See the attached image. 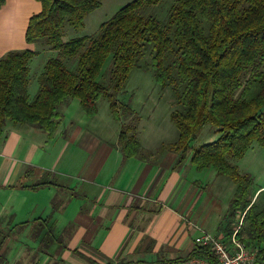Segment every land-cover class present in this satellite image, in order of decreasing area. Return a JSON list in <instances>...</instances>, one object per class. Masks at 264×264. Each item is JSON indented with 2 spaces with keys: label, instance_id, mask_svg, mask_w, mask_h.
Returning a JSON list of instances; mask_svg holds the SVG:
<instances>
[{
  "label": "trees",
  "instance_id": "16d2710c",
  "mask_svg": "<svg viewBox=\"0 0 264 264\" xmlns=\"http://www.w3.org/2000/svg\"><path fill=\"white\" fill-rule=\"evenodd\" d=\"M38 1L41 9L28 18L25 40L32 43L43 39L58 56L45 62L31 99L27 64L38 51L9 50L0 57V139L7 121L28 124L51 138L61 120L58 106L73 98L79 100L90 117L97 113L100 97L108 101L115 121H120L122 114H132L129 104L120 101L118 94L131 70L139 67L146 46L151 45L155 81L161 87L172 84L176 94L179 108L171 111L169 117L178 134L174 142L162 143L154 152L141 146L136 125H121L117 145L123 158L150 161L163 151H171L177 155L173 168L180 167L189 156V164L196 171L212 168L216 176L229 178L235 189L218 233L222 239H228L237 214L243 213L237 237L247 249L256 252L253 264H264V205L259 208L252 202L250 175L240 172L229 161L243 156L253 141L264 149V0H176L162 23L139 12L144 5L160 0H133L102 22L96 36L69 41L62 39L63 23L82 29L85 17L100 2ZM4 3L0 0V6ZM76 55V67L70 69L62 59ZM108 58L105 83L100 76ZM205 125L214 127L218 137L192 146L190 142ZM23 175L19 188H66L51 171L27 166ZM4 187L0 185V189ZM62 197L57 195L53 206ZM11 220L12 216L5 220L0 217V264L8 262L1 251L7 241L3 230L11 240L15 238L13 228L26 225L10 226ZM34 222L39 223L40 229L31 233L33 239L47 229L39 238L38 249L47 253L49 237L54 232L52 226H47L46 219ZM198 257L205 258L208 264L216 262L209 246L195 244L184 258H158L151 262L118 259L105 264H174Z\"/></svg>",
  "mask_w": 264,
  "mask_h": 264
},
{
  "label": "crops",
  "instance_id": "0c3cea01",
  "mask_svg": "<svg viewBox=\"0 0 264 264\" xmlns=\"http://www.w3.org/2000/svg\"><path fill=\"white\" fill-rule=\"evenodd\" d=\"M72 100L59 107L60 124L51 138L28 124L9 121L0 139V185L5 186L0 189V217L12 216L10 226L46 219L54 231L43 255L49 264L184 258L195 245L198 231L194 225L222 237L218 227L227 207L223 211L216 208L218 222L209 221L214 208L207 210L210 199H217L215 181L200 190L207 174L192 178L193 166L187 162L173 168L177 155L171 151L150 161L123 158L110 113L105 110L103 121L98 109L90 117L78 99L82 111ZM27 166L60 176L66 188L34 191L17 187ZM221 182L231 191L229 181ZM10 185L16 187L6 189ZM43 194L39 202L38 195ZM57 195L63 197L53 206ZM19 213L25 218L17 220ZM42 233L31 238L39 241ZM26 255L29 261L34 259L32 264H40L39 259ZM191 261L174 264H194Z\"/></svg>",
  "mask_w": 264,
  "mask_h": 264
},
{
  "label": "rangeland",
  "instance_id": "374dc122",
  "mask_svg": "<svg viewBox=\"0 0 264 264\" xmlns=\"http://www.w3.org/2000/svg\"><path fill=\"white\" fill-rule=\"evenodd\" d=\"M100 2V6L87 14L84 19L83 28L76 30L71 27L68 22H64L61 35L64 41H69L70 39L84 36H96L99 30V26L102 22L109 19L118 9L126 5L133 0H97ZM176 0H160L156 4L144 5L139 9L140 14L149 15L157 19L159 22H164L168 16L170 6ZM41 9V4L38 0H5V3L0 6V53L4 50L15 49L24 50L29 49L33 51H38L37 54L33 55L29 60L28 67V96L33 98L37 91V77L41 73L43 66L47 59L57 57V51L52 50L46 43L45 40L39 39L33 41L32 43H27L25 40V28L28 16L37 13ZM151 45L146 46L144 57L139 62V67L133 68L126 80L123 90L118 94V99L120 101L129 104L133 110L132 114L123 115L120 121H115L112 118L110 110L108 108V101L105 97H100L97 102V109L99 119L103 121V113H110L113 120V125L117 130V141L119 137V131L121 125L132 124L136 125V136L142 147L147 145L155 146L150 150L154 151L160 144H166L174 142L177 138L178 131L172 124L169 114L171 111L179 108L178 101L176 99V94L173 91L172 84H168L165 87H161L153 77V71L151 68ZM4 54V52H3ZM64 64L70 69H75L77 55L71 57H64ZM110 65V58L105 62L103 71L100 76L105 83L108 79V69ZM72 100V99H71ZM80 109L77 98L72 100ZM72 102V103H73ZM63 104L58 106L61 107ZM82 111V109H80ZM72 115H75L74 109H71ZM9 122V121H7ZM41 131V130H39ZM42 132V131H41ZM111 137V136H109ZM218 137L215 133L214 127L211 125H205L202 127L198 133L196 139H194L190 144L192 146H198L203 143L211 142ZM149 149V148H148ZM189 156L186 158L185 162L189 164ZM229 161L236 165L240 172L247 173L252 178V202L255 201L260 208L264 205V149L260 147L255 141H253L250 147L245 151L243 156L238 159H229ZM182 165H184V163ZM192 178H202L206 176L208 178L204 179L200 190L207 189L211 186V183L216 184L213 188L214 195L217 197L215 200L210 199L209 208L207 210H212L209 221L217 219L216 208L223 211L224 208L228 206L229 200L233 195L235 189V184L225 176H216L212 168H207L205 170L197 172L194 167H192ZM205 173V174H204ZM215 177H217L215 180ZM229 181L231 185V191L228 190V186L224 185L221 181ZM58 182L61 183V177H58ZM80 184V180H78ZM65 184V183H61ZM8 185V184H6ZM199 186V183H198ZM55 188V187H50ZM6 189H9L6 186ZM56 189V188H55ZM40 199L39 202L43 201L45 194L38 195ZM28 202L31 198H27ZM213 200V201H212ZM216 201V207H213V202ZM208 204V203H207ZM226 206V207H225ZM33 216H36L33 214ZM224 217V216H223ZM25 218V215L19 213L18 219ZM243 219V213L237 214L235 221L233 223L234 228L240 227ZM208 224V223H207ZM210 225V224H208ZM211 230V225L207 226ZM40 225L37 222L32 221L31 224L25 225L23 227L13 228L12 234H15V238L9 240L8 232L3 230L2 234H7L5 240L8 242L1 248L4 251V256L7 259V264H30L26 254H30L35 257V259L40 260V264H49L47 261V256L45 254L38 252L39 242L31 238V233L35 234V231H39ZM47 231L44 230L43 233ZM208 231V230H207ZM42 233V235H43ZM40 235V233H39ZM41 235V236H42ZM41 238V237H39ZM50 251H53L51 247ZM2 256V255H1Z\"/></svg>",
  "mask_w": 264,
  "mask_h": 264
},
{
  "label": "built area",
  "instance_id": "2783aa9c",
  "mask_svg": "<svg viewBox=\"0 0 264 264\" xmlns=\"http://www.w3.org/2000/svg\"><path fill=\"white\" fill-rule=\"evenodd\" d=\"M198 234L194 237L197 245L209 246L216 258L214 264H253L256 252L247 249L237 237L239 226L233 229L230 237L226 240L218 237L209 231L194 225ZM194 264H208L205 258H194Z\"/></svg>",
  "mask_w": 264,
  "mask_h": 264
}]
</instances>
